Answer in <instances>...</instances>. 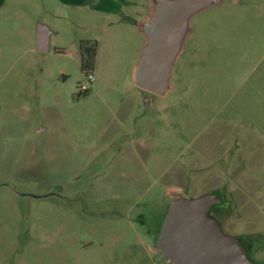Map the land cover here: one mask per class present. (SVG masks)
<instances>
[{"label":"rangeland","instance_id":"obj_1","mask_svg":"<svg viewBox=\"0 0 264 264\" xmlns=\"http://www.w3.org/2000/svg\"><path fill=\"white\" fill-rule=\"evenodd\" d=\"M154 1L128 0L126 21L95 0L0 14L15 55L0 101V264H175L156 246L169 207L208 190L225 201L224 230L264 264V0L196 13L165 95L134 80ZM38 22L56 30L49 52L36 50ZM84 40L98 47L81 92ZM135 99L138 116L123 120ZM138 118L144 130L129 132ZM143 134L149 157L133 151Z\"/></svg>","mask_w":264,"mask_h":264},{"label":"water","instance_id":"obj_2","mask_svg":"<svg viewBox=\"0 0 264 264\" xmlns=\"http://www.w3.org/2000/svg\"><path fill=\"white\" fill-rule=\"evenodd\" d=\"M220 0H155L152 14L141 23L147 37L134 72L135 84L149 94L170 90L191 18ZM38 50L49 51L50 29L39 24ZM225 201L215 190L195 197L176 196L159 232L156 246L175 264H258L253 242L224 230L217 207Z\"/></svg>","mask_w":264,"mask_h":264},{"label":"crops","instance_id":"obj_3","mask_svg":"<svg viewBox=\"0 0 264 264\" xmlns=\"http://www.w3.org/2000/svg\"><path fill=\"white\" fill-rule=\"evenodd\" d=\"M53 1H55V0H48V2L50 3V5H49L50 8L52 7L51 5H52ZM56 1H59V0H56ZM61 1L64 5L69 4V5H79V6L85 7V5L88 2H90L91 0H61ZM95 1L97 2L95 7L90 6V9L95 10L96 8H98L97 9L98 11L103 10L108 14L115 12V11H118L117 16L121 20L129 18V16H130L129 13L123 11V8H124V6L128 0H95ZM22 8L29 9L25 4L22 3V0H0V14L3 13L4 11H9L11 9H22ZM144 10L146 11V14H144L142 16L143 20L139 24V27H140V30L143 34V39H144L141 47H143L147 42V37L141 28V23L152 14V12L154 10V2L147 4L146 7L144 8ZM124 21H126V20H124ZM41 23H43V22H38L37 26L35 27V32H34L36 50L38 52H43V51L38 50V43H37L38 27H39V24H41ZM45 25H47V24H45ZM47 27L50 29V44H51V39L54 36V34L56 33V30H54V28L50 27L49 25H47ZM9 44H10V42L7 39V37L5 36L4 28L2 25H0V101L2 100L3 102L6 101L3 99H5V97H8L9 93L11 91L10 75H11L12 69L9 66V60L11 59V57H13V56L15 57V55L11 54V51L9 49ZM49 51H44V52H49ZM16 59H20V57L16 58ZM139 62H140V59H139ZM137 65H136V67H137ZM89 89H90V87H89ZM5 94H7V95H5ZM0 105H1V102H0ZM138 105H139V102L136 99L133 103L123 101L119 106V110L121 111V114L123 116V120H126V119L129 120V119H131L132 116H138V114L136 113V109H137ZM147 118L148 117L143 116L142 122H144L145 120H148ZM135 122L136 123L132 126L133 129L130 128V129H128V131L129 132H136V130L138 128H139V130L143 131L144 128L140 125L141 119L138 118L137 120H135ZM119 126H117L116 129H120ZM134 142L137 145L136 148L133 150L135 152L136 156H138V157L139 156L140 157H143V156L149 157V155H151V153H152V150L150 147L151 142L145 136V134H143L141 137L135 139ZM126 151H127V149L123 150V148H121V150H120V152H122V153H125Z\"/></svg>","mask_w":264,"mask_h":264},{"label":"trees","instance_id":"obj_4","mask_svg":"<svg viewBox=\"0 0 264 264\" xmlns=\"http://www.w3.org/2000/svg\"><path fill=\"white\" fill-rule=\"evenodd\" d=\"M98 43L95 40H84L81 45L82 69L94 70ZM148 93V92H147Z\"/></svg>","mask_w":264,"mask_h":264},{"label":"built area","instance_id":"obj_5","mask_svg":"<svg viewBox=\"0 0 264 264\" xmlns=\"http://www.w3.org/2000/svg\"><path fill=\"white\" fill-rule=\"evenodd\" d=\"M96 79L94 71H87L86 72V80L82 83H80V91L81 92H86L89 90L90 84L94 82Z\"/></svg>","mask_w":264,"mask_h":264}]
</instances>
